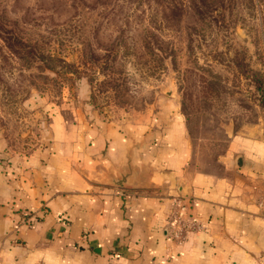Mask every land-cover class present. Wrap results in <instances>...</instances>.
Masks as SVG:
<instances>
[{
    "label": "rangeland",
    "instance_id": "1",
    "mask_svg": "<svg viewBox=\"0 0 264 264\" xmlns=\"http://www.w3.org/2000/svg\"><path fill=\"white\" fill-rule=\"evenodd\" d=\"M0 16L64 61L44 69L0 39L5 173L57 123L154 133L178 121L190 168L211 173L231 134L264 135V0H102L75 12L69 0H0Z\"/></svg>",
    "mask_w": 264,
    "mask_h": 264
},
{
    "label": "crops",
    "instance_id": "2",
    "mask_svg": "<svg viewBox=\"0 0 264 264\" xmlns=\"http://www.w3.org/2000/svg\"><path fill=\"white\" fill-rule=\"evenodd\" d=\"M182 128L57 123L12 173L0 165V264H264V135L231 134L211 173L190 168ZM177 199L197 224L180 242Z\"/></svg>",
    "mask_w": 264,
    "mask_h": 264
},
{
    "label": "trees",
    "instance_id": "3",
    "mask_svg": "<svg viewBox=\"0 0 264 264\" xmlns=\"http://www.w3.org/2000/svg\"><path fill=\"white\" fill-rule=\"evenodd\" d=\"M102 0H69V6L75 12L78 7L85 5L89 9H93L100 4ZM14 21V20H13ZM13 21H8L6 18L0 16V39L3 40V46L13 56L26 57L27 59L34 60L41 65L42 68L53 70L58 62L64 61L58 58L54 53L42 49L37 41L29 43L23 36V30L18 29ZM25 21V16L22 17L21 22ZM263 91V87H257ZM5 174V171H4Z\"/></svg>",
    "mask_w": 264,
    "mask_h": 264
},
{
    "label": "built area",
    "instance_id": "4",
    "mask_svg": "<svg viewBox=\"0 0 264 264\" xmlns=\"http://www.w3.org/2000/svg\"><path fill=\"white\" fill-rule=\"evenodd\" d=\"M176 201L177 205L174 211L171 227L174 239L180 242L186 237L188 231H192L197 228V224L188 212V208L185 205L186 203H181L178 199Z\"/></svg>",
    "mask_w": 264,
    "mask_h": 264
},
{
    "label": "water",
    "instance_id": "5",
    "mask_svg": "<svg viewBox=\"0 0 264 264\" xmlns=\"http://www.w3.org/2000/svg\"><path fill=\"white\" fill-rule=\"evenodd\" d=\"M237 164H240V158L237 159ZM128 175L122 174L118 179L114 180V184L118 186H123L128 181ZM131 187H136V184H130Z\"/></svg>",
    "mask_w": 264,
    "mask_h": 264
}]
</instances>
